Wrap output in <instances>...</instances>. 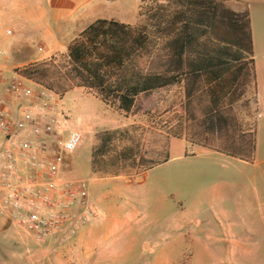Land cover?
Here are the masks:
<instances>
[{
    "label": "trees",
    "instance_id": "1",
    "mask_svg": "<svg viewBox=\"0 0 264 264\" xmlns=\"http://www.w3.org/2000/svg\"><path fill=\"white\" fill-rule=\"evenodd\" d=\"M21 73L62 96L84 89L127 115L143 98L177 89L164 113L169 129L157 124L156 131L140 135L126 129L100 136L93 169L105 177H131L168 162L174 138L254 161L258 78L247 6L228 0H142L136 25L97 20L66 55ZM251 91L257 106L252 123L239 109ZM147 133L155 136L154 158L144 154Z\"/></svg>",
    "mask_w": 264,
    "mask_h": 264
},
{
    "label": "rangeland",
    "instance_id": "2",
    "mask_svg": "<svg viewBox=\"0 0 264 264\" xmlns=\"http://www.w3.org/2000/svg\"><path fill=\"white\" fill-rule=\"evenodd\" d=\"M44 2L0 0V56L6 60L12 58L9 64L15 65V59L27 57L30 48L44 57L35 63L67 54L69 46L50 52L29 39L27 33L23 34L29 17L38 12ZM141 5L142 0H87L79 6V14L85 20L102 16L136 25ZM263 13L253 11V20L256 32L264 35ZM71 38L69 35L64 41L67 43ZM260 42L258 40L259 61ZM26 66L12 67L11 70H23ZM176 90H163L143 98L128 115L117 107L104 104L84 89L62 96L71 128L85 134L83 145L68 158L65 176L87 181L90 201L97 211L96 220L102 227H115L131 218L132 228L146 236L151 235L160 245L162 249L156 260L150 262V259L143 258L136 264H264V155L256 161L254 158L252 165L230 161L232 163L225 166H205L197 156L199 149L189 147L186 158H170L143 174L105 177L94 171V152L103 133L130 129L140 135L145 130L156 131L157 124L169 129L170 116L164 113L174 100ZM239 109L252 123L257 116L252 91ZM146 136L144 154L154 158L155 136L150 133ZM255 162L259 165L256 166ZM196 219L200 220V225L195 224ZM181 224L186 227L182 231L185 241L175 250H166L167 246L174 244L173 230ZM2 226H12L18 231V234L8 236V240L0 235V244L4 240L11 242L12 258L17 264L20 260L23 264H51L57 249L68 243L61 238L38 244L0 217V228ZM7 254L6 248L0 246V255Z\"/></svg>",
    "mask_w": 264,
    "mask_h": 264
},
{
    "label": "built area",
    "instance_id": "3",
    "mask_svg": "<svg viewBox=\"0 0 264 264\" xmlns=\"http://www.w3.org/2000/svg\"><path fill=\"white\" fill-rule=\"evenodd\" d=\"M84 140L61 94L0 68V217L38 244L74 236L96 219L87 181L65 176Z\"/></svg>",
    "mask_w": 264,
    "mask_h": 264
},
{
    "label": "crops",
    "instance_id": "4",
    "mask_svg": "<svg viewBox=\"0 0 264 264\" xmlns=\"http://www.w3.org/2000/svg\"><path fill=\"white\" fill-rule=\"evenodd\" d=\"M229 2L241 6H247L250 11L252 21V33L255 47L256 70L258 78V107L259 118L257 124V147L255 152V161L258 157L264 155V35L259 34L255 30L253 11L264 12V0H228ZM87 3V0H45L41 4V8L29 17L26 30L27 37L42 48L50 52H56L60 49L67 48L74 39L87 29L91 24L100 19L112 20L102 16L94 19L85 20L79 14V6ZM105 7V6H104ZM264 15V13H263ZM116 20V19H114ZM72 35V38L64 41L66 37ZM258 40L260 42L261 60H258ZM49 46V47H48ZM31 53L24 59H15V65L8 62L0 56V68L11 70L12 67L26 66L30 63L38 62L44 57L38 55L35 50L31 49ZM39 57V58H38ZM8 63L5 65L4 63ZM75 129V128H74ZM189 147L198 148L197 156L204 161L205 166H225L231 164L230 161H237L240 165H252L237 158L229 157L223 153L206 149L199 146H193L184 139L174 138L170 143L171 159L186 158V152ZM259 165V162H255ZM132 219H125L121 224L115 227H102L100 222L94 219L90 224L81 228L76 235L65 237L68 241L66 245L57 249V255L52 256L51 264H136L140 259L148 258L150 262L156 260L161 252V247L153 240L151 235L141 234L138 230L130 226ZM196 225H200L199 219L195 220ZM186 227L184 224L176 226L172 235L174 236V244L167 246L166 250H175L186 237L182 231ZM18 231L12 226H2L0 235L3 239L8 240V236L16 235ZM7 236V237H6ZM4 240L1 247L6 248L7 255H0V264H17L13 260L14 253L11 242ZM19 250L23 248L22 238H19ZM198 242V240H196ZM238 248H241L237 244ZM19 264H23L20 260ZM178 264V263H177Z\"/></svg>",
    "mask_w": 264,
    "mask_h": 264
}]
</instances>
